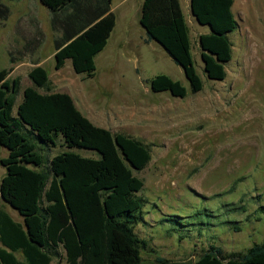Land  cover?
I'll use <instances>...</instances> for the list:
<instances>
[{
    "label": "rangeland",
    "instance_id": "obj_1",
    "mask_svg": "<svg viewBox=\"0 0 264 264\" xmlns=\"http://www.w3.org/2000/svg\"><path fill=\"white\" fill-rule=\"evenodd\" d=\"M2 1L11 13L0 22V69L7 68L11 79L21 77L14 115L23 89L32 85L29 71L42 65L53 91L72 94L96 125L150 146V163L134 170L145 182L138 192L145 199L144 220L135 226L149 244L142 251L143 264L154 263L158 256L193 263L211 244L227 252H246L264 241V213L259 210L264 205V0H236L239 27L229 35L233 58L225 64V79L206 75L200 46L192 42L194 65L204 83L198 92H192L183 67L159 43H141L142 0H113L117 17H127L132 37L140 44L136 49L133 42L116 47L115 30L96 57L97 72L91 78L77 74L71 59L62 68L55 67L57 32L47 6L40 0ZM184 10L189 20V9ZM39 27L44 40L31 52L25 44L39 37ZM157 74L181 81L188 94L152 90ZM65 150L100 157L94 149L63 146L62 140L48 153L53 157ZM8 154L0 144V160ZM6 171L0 162V184ZM234 205L245 211L232 209ZM2 206L19 219L18 211L0 194ZM54 264L65 262L55 259Z\"/></svg>",
    "mask_w": 264,
    "mask_h": 264
},
{
    "label": "trees",
    "instance_id": "obj_2",
    "mask_svg": "<svg viewBox=\"0 0 264 264\" xmlns=\"http://www.w3.org/2000/svg\"><path fill=\"white\" fill-rule=\"evenodd\" d=\"M40 1L51 10V26L57 32L55 67L60 69L71 59L77 74L94 77L96 57L117 22L112 0ZM233 3L191 0L199 23L211 28L199 37L204 70L211 79H225V64L233 58L229 35L239 27ZM10 13L11 8L0 0V22ZM140 22L148 39L161 44L183 67L192 92L202 90L180 0H144ZM38 32L39 37L26 41L25 49L33 52L40 47L44 32L40 27ZM9 73L0 69V144L9 150L0 160L7 170L0 194L20 216L16 219L5 206L0 208V264H54L55 259L65 264H143L142 251L149 244L135 226L144 220L145 199L138 192L145 182L134 170L148 166L150 146L96 125L70 93L53 91L50 74L42 65L29 71L32 85L23 89L14 115L21 77L11 79ZM151 88L179 97L188 94L181 81L167 74L154 76ZM59 140L68 148L94 149L100 157L73 150L50 157L48 151ZM232 209L245 211L241 205ZM259 210L264 213V205ZM152 264H264V241L246 252H227L211 244L193 263L158 256Z\"/></svg>",
    "mask_w": 264,
    "mask_h": 264
},
{
    "label": "crops",
    "instance_id": "obj_3",
    "mask_svg": "<svg viewBox=\"0 0 264 264\" xmlns=\"http://www.w3.org/2000/svg\"><path fill=\"white\" fill-rule=\"evenodd\" d=\"M124 1L127 2L129 0H124ZM112 2H113V0H112ZM112 2H111V9L115 12V10H117V7L113 6ZM143 2H144V0H142L141 5H140V9H139V23H140V38L139 39H140V41H142L141 43H143L145 45H149V46L153 45V46H155L156 45L155 43H158V42L155 41V40H149L148 39L146 30H145V28L143 27V25L140 22V15H141V9H142ZM180 2H181V5H182L183 12L185 11L184 10V6L189 9V15H190L189 16V20L186 18V16H185V18H186L187 23H188L189 28H190V37H191V40H192L191 42H193V44H194V42H197V45L200 46V43H199L200 35L209 33L211 31V28L208 25H204V24L199 23V21L197 20L196 16L192 12L191 0H180ZM236 5H237V1L234 0L233 6H232V10H233V13H234L235 17L237 18V15L234 12ZM184 14H185V12H184ZM116 16H118L117 13H116ZM118 18L119 17H117L116 26H115L114 30L112 31V33H111V36H112V34L114 33L115 30L118 31V34L116 35L117 39H116V45L115 46L116 47L128 46L131 42H133L134 45H135V49H136V46L138 44H140V42L138 43L132 37V26L130 24V21L127 19V17L124 14L120 15V18L119 19ZM197 25H198V28H197ZM191 31H192V34H191ZM111 36H110V38H111ZM108 42H109V40H108ZM197 45H196V49H197ZM200 49H201V47H200ZM72 97H73V95H72ZM75 103H76V101H75ZM76 105L79 108L77 103H76ZM106 128H109V127H106Z\"/></svg>",
    "mask_w": 264,
    "mask_h": 264
}]
</instances>
